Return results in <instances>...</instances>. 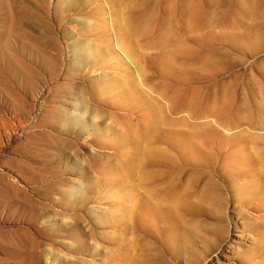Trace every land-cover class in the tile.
I'll list each match as a JSON object with an SVG mask.
<instances>
[{"label":"rangeland","instance_id":"rangeland-1","mask_svg":"<svg viewBox=\"0 0 264 264\" xmlns=\"http://www.w3.org/2000/svg\"><path fill=\"white\" fill-rule=\"evenodd\" d=\"M0 43V264H264V0H0Z\"/></svg>","mask_w":264,"mask_h":264},{"label":"bare ground","instance_id":"bare-ground-1","mask_svg":"<svg viewBox=\"0 0 264 264\" xmlns=\"http://www.w3.org/2000/svg\"><path fill=\"white\" fill-rule=\"evenodd\" d=\"M14 56L17 57V53L15 55H13L12 53H8L6 46L1 45L0 43V78L2 79L8 78V76L10 75V71L12 72L13 68H16V65L14 62L15 59L14 60L12 59L14 58ZM17 58L19 60V57ZM5 63H8L7 66L5 68H1ZM4 232H5V229L0 228V234ZM21 246H25V243L23 241H17L13 238H9L8 241H5V244L3 245V250L5 253L10 252L9 254H14L15 248L18 249Z\"/></svg>","mask_w":264,"mask_h":264}]
</instances>
